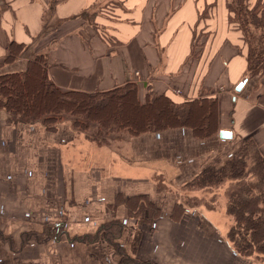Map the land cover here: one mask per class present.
<instances>
[{
	"label": "crops",
	"instance_id": "1",
	"mask_svg": "<svg viewBox=\"0 0 264 264\" xmlns=\"http://www.w3.org/2000/svg\"><path fill=\"white\" fill-rule=\"evenodd\" d=\"M100 1L108 0H0V76L23 73L42 54L60 91H108L130 81L139 99L148 92L175 104L206 97L214 100L211 132L199 137L180 124L146 131L128 138V160L116 152L103 158L118 149L117 139H90L65 117L16 121L0 106V264H119L120 256L140 264H264L235 250L224 201L175 219L174 193L153 179L190 190L184 184L206 167L221 168L248 140L264 154V74L248 69L227 0H116L106 16L92 11L111 41L85 20ZM221 129L230 136L220 137ZM229 183L218 186L221 194ZM117 194L124 202L148 197L158 215L130 216ZM114 220L124 227L109 240L100 227ZM59 224L64 233L46 241L41 231Z\"/></svg>",
	"mask_w": 264,
	"mask_h": 264
},
{
	"label": "trees",
	"instance_id": "2",
	"mask_svg": "<svg viewBox=\"0 0 264 264\" xmlns=\"http://www.w3.org/2000/svg\"><path fill=\"white\" fill-rule=\"evenodd\" d=\"M261 1L256 0L250 6L248 0H227L228 22L242 33L248 48V69L252 74L264 72V5ZM197 52L192 44L190 56ZM13 53L15 51L11 48L5 60L11 59ZM115 105L121 109L114 119L111 112ZM0 106L11 112V117L16 121L56 122L68 115L76 129L100 142L103 140L100 137L102 132H117L125 128L137 134L179 124L192 127L194 134L204 137L211 132L210 125L215 114L214 100L206 97L175 104L164 94L148 92L143 99H139L136 84L130 81L108 91H60L47 76L42 54L29 60L23 73L0 76ZM126 106H134L144 112L126 110ZM204 109L208 110L207 114L198 120L200 111ZM225 181H230L224 191L226 211L234 220L228 230V238L241 255L251 249L264 251V154L258 152L252 140H248L240 152L221 168L214 170L206 167L185 186L200 189L210 185L220 186ZM125 203L130 215H145L143 218L150 221L159 212L152 201L143 195L128 197ZM185 209L182 204H176L171 216L179 218ZM114 225L118 227L120 222L109 221L100 228L112 233ZM63 233L62 225H50L44 237L58 239ZM233 235H250V239L237 240Z\"/></svg>",
	"mask_w": 264,
	"mask_h": 264
},
{
	"label": "rangeland",
	"instance_id": "3",
	"mask_svg": "<svg viewBox=\"0 0 264 264\" xmlns=\"http://www.w3.org/2000/svg\"><path fill=\"white\" fill-rule=\"evenodd\" d=\"M248 2H249V0H248ZM255 2L253 3V5L255 4ZM261 2L264 5V0H262ZM116 4H119V1H116V0H108V1H105V2L100 1V2L96 3L90 10H88L85 13V15H86L85 16V20L88 21L90 23V25L92 26L91 31H95L97 34H100V35L104 36L108 41H111V39H110V32L107 30L106 26L101 25L93 16L96 13H98V14L100 13L101 15H104V16H106L107 14H110L112 12L113 7L116 6ZM92 11L94 12V14H93ZM251 29L253 30L252 27H251ZM196 38H197V35H196ZM199 44L200 43H199V41L197 39L194 40V51L195 50L196 51L199 50V46H200ZM197 54L198 53L194 54V56L196 57ZM194 56L191 55L190 58L191 57L193 58ZM262 74H264V72H262ZM120 109L121 108L119 106H117V105H115L113 107L111 113L113 114L114 119L117 118V113L116 112H118ZM125 109L126 110H133L135 112H139V113H142V114L144 112V111L141 112L140 110L135 109L134 106H126ZM207 112H208V110H206V109L201 110L200 111V114L198 115L199 116L198 120H200V117L202 118L204 115H206ZM64 117L71 122V118L68 115L67 116L64 115L63 118ZM140 123H141V121H140ZM72 127H74V126H72ZM74 129L75 130H78L75 127H74ZM137 134H140V133H137ZM137 134H132V133H130L125 128H122L120 130H117V132L116 131H110L109 133L108 132L107 133L102 132L101 135H100V137L103 139V140H101V143L102 144H104V143L107 144L108 143L107 141H112V140H115V139H117V141H118L117 142L118 149H111L110 150L108 148L110 152L109 153L108 152H103V158L104 157L107 158V156L113 155L112 152H116L121 158H126L127 159L128 138L130 136H134V135H137ZM85 135L87 136V133L86 132H85ZM120 138H122V139H120ZM110 148H112V145H111ZM158 178L156 176H153V179L156 180L155 184L157 185V189H159L161 191L169 192V193L170 192L174 193V194H171L170 193V197L174 201L173 207L171 209V214L173 213L174 205H176V204L177 205L178 204H182V206L185 207L186 209H193L195 207H203L202 204H204V206H207L206 208H208V207H212V206L213 207L214 206L215 207L216 206H219L220 205L219 203H221L223 201H224V203H227L226 195L225 194H221L220 190L218 189V186H212V185H210V187H203L202 190L195 191V189H190V190H192V191H190V190L184 189L183 187H181V188L180 187H176L177 189H175V187L172 188V186H171L170 183L164 184V183L161 182V179L160 178L158 179ZM184 186H185V184H184ZM222 197H224V198L222 199ZM115 198H116L114 200L115 203L123 202L126 205V203L123 201V197L120 194H117ZM212 198H213V200H212ZM216 201H217V204L218 205L211 204V202H216ZM177 208H178V206H177ZM179 210H180V208H179ZM225 210H226V205H225ZM138 215L137 214L136 215L133 214V215H130V216H138ZM143 216H145V215H143ZM230 219H231V222L229 221V228L234 223V220H233V218H232L231 215H230ZM122 222H123V220H121V223ZM114 227L115 228H113V231H111L112 233H110V234L107 233L111 237V240L114 237H116V236H118V235L121 234V231H122V229L124 227V223L120 224V226H118V227H117V225L116 226L114 225ZM45 232L46 231H41V233H43V235L45 234ZM103 232L105 233V231H103ZM233 236L237 240H241L242 238L250 239V235H244V237H238L237 235H233ZM45 240L48 241V238H46ZM73 241H75V240H71V242H73ZM106 242H107V240H106ZM232 245H233V243H232ZM116 247L114 245V249L113 248L112 249H113L114 253L118 256V254L115 252V249H118ZM119 250H121V249H119ZM247 255H251L254 258L255 261H260L261 259L264 258V251L259 250V249L258 250L251 249L249 252H247V254H245V256H247ZM119 264H140V263L139 262H136V260H132V259L126 258L124 256L123 257L120 256ZM141 264H152V263L147 262V263H141Z\"/></svg>",
	"mask_w": 264,
	"mask_h": 264
},
{
	"label": "water",
	"instance_id": "4",
	"mask_svg": "<svg viewBox=\"0 0 264 264\" xmlns=\"http://www.w3.org/2000/svg\"><path fill=\"white\" fill-rule=\"evenodd\" d=\"M243 84V81H240L237 85H236V89L239 90L241 88ZM230 131L229 130H224V129H221L219 131V136L220 137H229L230 136Z\"/></svg>",
	"mask_w": 264,
	"mask_h": 264
}]
</instances>
